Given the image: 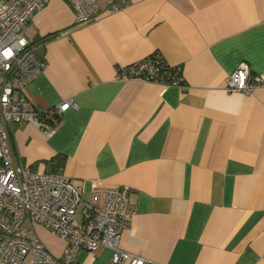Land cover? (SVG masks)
<instances>
[{
  "label": "crops",
  "instance_id": "0c3cea01",
  "mask_svg": "<svg viewBox=\"0 0 264 264\" xmlns=\"http://www.w3.org/2000/svg\"><path fill=\"white\" fill-rule=\"evenodd\" d=\"M100 9L76 24L68 0H50L27 23L46 66L16 98L28 109L68 99L78 108L59 116L52 135L13 126L15 161L84 182V197L95 183L129 186L137 212L121 246L148 264H264V83L251 94L225 89L242 62L264 75V0H124L117 12L106 2ZM156 52L185 86L118 78ZM36 230L63 254L65 240ZM112 256L108 247L81 250L77 264H112Z\"/></svg>",
  "mask_w": 264,
  "mask_h": 264
},
{
  "label": "built area",
  "instance_id": "2783aa9c",
  "mask_svg": "<svg viewBox=\"0 0 264 264\" xmlns=\"http://www.w3.org/2000/svg\"><path fill=\"white\" fill-rule=\"evenodd\" d=\"M75 10L76 24L96 19L101 2L108 11L121 10L124 0H68ZM50 0H0V264H77L81 250L112 249V264H148L142 256L125 251L122 238L137 212L129 186L95 183L88 197L84 182L75 184L61 172L34 170L17 163L10 144V129L33 123L52 135L56 118L69 108H78L73 99L53 109H28L26 98H16L46 64L34 54L24 29L36 10ZM122 81H159L185 86L178 67L170 66L161 53L123 67ZM264 83L250 64L242 62L229 75L225 89L251 94ZM82 208L81 219L76 216ZM36 225H42L67 245L61 256L53 254L41 240Z\"/></svg>",
  "mask_w": 264,
  "mask_h": 264
},
{
  "label": "trees",
  "instance_id": "16d2710c",
  "mask_svg": "<svg viewBox=\"0 0 264 264\" xmlns=\"http://www.w3.org/2000/svg\"><path fill=\"white\" fill-rule=\"evenodd\" d=\"M53 118H56V121L58 120L59 116L57 115H53L52 116ZM56 165H55V169H58L59 167L63 166L64 164V158H59L57 161H56ZM53 164L49 163V167H52ZM54 166V165H53ZM52 172H57L56 170L52 171Z\"/></svg>",
  "mask_w": 264,
  "mask_h": 264
},
{
  "label": "rangeland",
  "instance_id": "374dc122",
  "mask_svg": "<svg viewBox=\"0 0 264 264\" xmlns=\"http://www.w3.org/2000/svg\"><path fill=\"white\" fill-rule=\"evenodd\" d=\"M81 212H82V208L79 209V212L77 213V216H76V218H77L79 221H82V219H81Z\"/></svg>",
  "mask_w": 264,
  "mask_h": 264
}]
</instances>
